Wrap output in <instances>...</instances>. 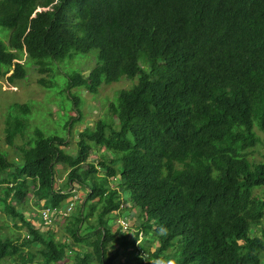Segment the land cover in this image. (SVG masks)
Listing matches in <instances>:
<instances>
[{"label": "trees", "instance_id": "16d2710c", "mask_svg": "<svg viewBox=\"0 0 264 264\" xmlns=\"http://www.w3.org/2000/svg\"><path fill=\"white\" fill-rule=\"evenodd\" d=\"M34 65L47 74L36 84L64 100L52 127L30 126L28 104L5 117L7 144L24 141L15 162L0 154V212L27 234L0 231V264H264V229L250 235L264 218V160H253L264 149V0H0V80L17 85ZM121 79L135 83L67 153L87 115L71 91ZM30 202L54 211L59 230L26 219ZM120 202L138 209L136 230L118 224Z\"/></svg>", "mask_w": 264, "mask_h": 264}, {"label": "rangeland", "instance_id": "374dc122", "mask_svg": "<svg viewBox=\"0 0 264 264\" xmlns=\"http://www.w3.org/2000/svg\"><path fill=\"white\" fill-rule=\"evenodd\" d=\"M41 10V9H40ZM42 10H46L42 8ZM60 64H56L53 67V71L51 74H54V69L55 68H60ZM90 65L89 63H87ZM75 67L77 65L74 64ZM80 67V65H79ZM91 67V66H90ZM89 67V68H90ZM83 71V76L87 77L88 69L85 68V65L81 67ZM37 69H39L37 66L34 65V67L29 68L27 71L26 78L21 80V82L17 85H10L7 83L6 80H0V150L8 152L9 157L7 158L8 161L10 162H15V160L18 159L20 156V151H17V147L19 145H22V138L19 137H14V139L11 141L10 146L7 144V133H6V128L12 127L13 125L8 123V121L5 119L7 116V112H10V114H16L17 109L15 108V105H23V104H28L31 106V113L28 116V119H31L34 116H38L39 119L36 120H31L29 121L30 126L39 125L40 123H46L49 126H53L54 121L52 120L51 116H49V113L52 114V117H54V114L56 112L59 113L60 110V105L62 101L64 100L63 97H58L56 103H55V96L53 93L50 91L47 92V90L41 88L38 84H36V81L40 77H46V75L40 74ZM135 83L134 81L131 80H126V79H121L118 82L111 83L109 85H102L101 88H99L98 92L95 94H90L86 90H81V89H74L71 91V94L76 95L77 97L82 99V102L78 104L80 106L81 110H84V112L87 114L86 116H83V122L80 124H76L73 128V132L71 135L66 136V141L69 142V145L64 147V150L71 154L74 155V149H75V143L77 139V133L78 131L82 130L85 126L88 124L94 123L100 116V108L103 106L104 102L107 99L113 98L117 96V92L122 90V89H128L132 86V84ZM67 94V91H65ZM65 94V97H66ZM71 102L70 100H68ZM58 105V106H57ZM59 109V110H58ZM70 115H75V110L71 111ZM28 127V126H27ZM262 137L261 135H259ZM256 149V154L253 157L254 161H263L264 160V149L260 146L255 147ZM0 151V154L6 157V153ZM93 153H91L88 162H94L95 164L99 161V153L100 151L98 149L92 150ZM86 165L84 164L82 166L83 169H85ZM100 175V174H99ZM56 181H58V184H64L67 182V177L66 173L63 172L61 173L58 178H55ZM60 181V182H59ZM57 186V184H56ZM55 186V187H56ZM74 186V185H72ZM72 192V191H71ZM79 194L85 193V189H80L78 190ZM74 192V195L76 197H79V194ZM256 194H261L260 190H255ZM73 195V194H71ZM126 194H122V198L127 201V197L125 196ZM75 197V198H76ZM32 202V201H31ZM29 203L30 207V213L26 212V209H24V216L26 219H33L34 217L36 218V221H33L32 223L34 225L37 224L39 226L41 223L40 220V214L36 216V213H41L39 206H34L33 203ZM34 202V201H33ZM23 206H26L25 204ZM21 207V206H19ZM17 207L18 209H20ZM119 209H126L129 211L128 215L124 219H119L118 224L125 225V227L130 225L132 229L136 230L138 227L139 221H138V209L133 208L131 203H125V202H120ZM71 213V212H70ZM68 214L70 216L71 214L73 215L74 213ZM34 214V215H33ZM34 216V217H33ZM0 217L4 218V214L0 212ZM61 219L55 218L53 222V226L55 230H59V222ZM20 226V223H17ZM58 225V228H57ZM118 225H114L113 229H115ZM255 226L259 227L256 228ZM252 226L250 229V235H260V229H264V218L262 221L259 223V225ZM0 231L3 233L1 236L3 238L6 237H15L16 235H21L22 237L27 234L26 229H15L13 224L10 222V218H6L0 221ZM45 227V225L43 226ZM46 228V227H45ZM44 228V230H45ZM133 231V230H132ZM28 237V236H27ZM64 238L62 239V241ZM70 242V241H69ZM140 240H138L137 243H139ZM157 246V243L153 244L151 247V251L154 250V248ZM74 250H80L78 246L73 247ZM121 256L117 257L115 259V263L120 262ZM11 263V260L10 262Z\"/></svg>", "mask_w": 264, "mask_h": 264}, {"label": "bare ground", "instance_id": "6f19581e", "mask_svg": "<svg viewBox=\"0 0 264 264\" xmlns=\"http://www.w3.org/2000/svg\"><path fill=\"white\" fill-rule=\"evenodd\" d=\"M72 194V193H71ZM76 195H74L73 193V196H72V201L69 203L68 207H67V210L69 209L67 213H70L71 210L73 209L74 207V204H73V201H75V199H77ZM55 214L54 211L52 210H49V209H45V210H42L41 213H40V220H41V223L42 225L45 227L47 226H53V221H52V216ZM64 214V215H66Z\"/></svg>", "mask_w": 264, "mask_h": 264}, {"label": "clouds", "instance_id": "9594fccd", "mask_svg": "<svg viewBox=\"0 0 264 264\" xmlns=\"http://www.w3.org/2000/svg\"><path fill=\"white\" fill-rule=\"evenodd\" d=\"M47 10V9H46ZM44 75H47V74H44ZM42 78V77H41ZM45 78V77H44ZM0 151H2V150H0ZM60 182V181H59ZM56 185V184H55ZM57 187V186H56ZM56 187H54V188H56ZM54 191H57V190H54ZM125 203H127V202H125ZM67 209L65 208V209H63V211L64 212H68L69 211V209L66 211ZM60 214H63V212L62 211H60ZM119 225H121V224H119ZM122 226V229L123 230H125L127 227H129L128 225L126 226V228H123V225H121ZM140 243V242H139ZM139 243H137V245L139 244ZM143 255V254H142ZM141 257V256H140ZM143 258V261H142V264H155L154 263V261H152V260H148L147 258H144V257H142Z\"/></svg>", "mask_w": 264, "mask_h": 264}, {"label": "built area", "instance_id": "2783aa9c", "mask_svg": "<svg viewBox=\"0 0 264 264\" xmlns=\"http://www.w3.org/2000/svg\"><path fill=\"white\" fill-rule=\"evenodd\" d=\"M123 228H126L125 225H123Z\"/></svg>", "mask_w": 264, "mask_h": 264}]
</instances>
